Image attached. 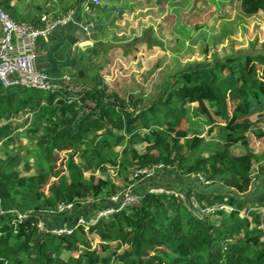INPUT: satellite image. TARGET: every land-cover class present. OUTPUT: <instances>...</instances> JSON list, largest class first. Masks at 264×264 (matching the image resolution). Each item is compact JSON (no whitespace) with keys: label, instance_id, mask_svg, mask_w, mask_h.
Masks as SVG:
<instances>
[{"label":"trees","instance_id":"16d2710c","mask_svg":"<svg viewBox=\"0 0 264 264\" xmlns=\"http://www.w3.org/2000/svg\"><path fill=\"white\" fill-rule=\"evenodd\" d=\"M10 1L0 3L7 15ZM238 1L244 15H264V0ZM138 42L149 49L161 46L150 29ZM134 45L119 47L127 54ZM92 48L99 60L84 59L71 75L86 87L80 105L66 103L60 92L0 85V122L7 121L0 124V264H264V191L245 196L256 178L248 134L264 142V50L179 68L144 102L138 95L118 100L98 86L96 72L107 64L112 46L95 41ZM84 100L95 105L88 114L82 112ZM18 112L31 114L27 133L40 134L33 149L20 146L12 153L10 117ZM205 127L217 138L201 136ZM60 152L68 153L65 174L54 166ZM157 164L178 176L200 175L220 185L221 191L210 195L181 192L193 193L201 206L231 209L198 218L175 195L145 192L139 206L87 228L78 225L69 234L35 226L37 213L60 203H73V215H82L81 208L97 211L124 185L140 179L132 176L134 170ZM108 167L121 186L108 176ZM17 214L27 217L19 220ZM61 221L75 223V218L65 215L51 226Z\"/></svg>","mask_w":264,"mask_h":264},{"label":"rangeland","instance_id":"374dc122","mask_svg":"<svg viewBox=\"0 0 264 264\" xmlns=\"http://www.w3.org/2000/svg\"><path fill=\"white\" fill-rule=\"evenodd\" d=\"M26 4V11L32 12L37 18L42 14L60 16L74 9L77 11L76 18L81 15L83 17L80 18L90 19L94 23L95 29L88 43L92 45L95 41H108L112 46L107 53V64L97 70L95 81L98 86L105 88L107 94L116 95L118 100L126 95H138L147 102L160 92L161 86L165 87L172 73L179 68L207 65L238 51L264 50V15H244L238 0H99L97 6H92L91 0H31ZM20 11L24 13L25 10ZM12 19L20 22L19 19ZM146 29L152 31V37L161 46L149 49L145 43L138 42ZM132 43H135L134 48L124 54L119 46ZM91 45L83 47V61H80L79 67L84 64V59H88L89 63L99 60L100 54L96 56ZM74 72L75 70L66 74L71 76ZM10 119L11 135L15 139L9 150L14 153L20 146L33 149L40 132L37 130L32 134L27 133L29 113L18 112ZM6 122L4 120L0 124ZM248 135L250 144L247 148L255 155L251 173L256 178L245 196L252 198L256 193L264 191V142L262 139H255L252 133ZM201 136L207 140L216 139L217 133L214 130L209 136L205 127ZM233 151L239 153L242 148L234 147ZM3 155L4 150L0 145V157ZM67 156V152L57 154L54 162L57 172L66 173ZM107 170L111 180L121 186L115 169L108 167ZM85 176L88 177L89 173ZM52 180L55 181L54 178ZM194 180L195 190L206 194L221 191L220 185L216 183L204 182L197 177ZM156 182L168 183L164 188L179 187L180 184L186 186L188 183L186 178H181L171 170L161 169L150 178L143 177L132 181L128 186L124 185L119 192ZM84 209H80L82 215L86 218L92 215L91 210ZM261 212L264 217V210ZM64 224L66 223L62 221L56 222V226ZM90 239L92 246L99 249L98 241L92 236Z\"/></svg>","mask_w":264,"mask_h":264},{"label":"built area","instance_id":"2783aa9c","mask_svg":"<svg viewBox=\"0 0 264 264\" xmlns=\"http://www.w3.org/2000/svg\"><path fill=\"white\" fill-rule=\"evenodd\" d=\"M98 4L99 0H91L92 6H97ZM76 12V10L71 9L60 16L42 14L35 22H17L7 15L0 5V85L8 89H27L34 92L48 93L60 92L63 94V99L66 103L80 105L83 93L86 90L84 85L74 82L73 78L66 73L54 78L37 67V42L42 38H47L58 28L75 25L86 38H91L95 29L94 23L90 19L80 18L83 17L81 15L76 18ZM88 17H90L89 14ZM84 103L86 106L82 112L88 114L95 105L87 100H84ZM261 128L264 129V120L261 123ZM161 169L163 170V166L157 164L150 168L134 170L132 176L134 178L140 177V179L143 177L150 178ZM197 177L203 181L200 175H197ZM146 192L175 195L198 218L213 214L219 210L229 211L231 209L226 204L218 203L201 206L193 193L187 197L184 192L159 186L150 187ZM142 197L143 194L134 192L130 187L111 196L109 204L103 205L102 208L93 212L88 218L81 214L73 215L75 211L73 203H60L54 209L37 213L35 215V226L40 232L53 235L69 234L78 225H83L87 228L102 217L110 216L123 209L139 206ZM65 215L74 217L75 223H67L66 221V224L62 226H51V221L54 222L55 219L61 220ZM17 217L21 220L26 218L27 215L17 214Z\"/></svg>","mask_w":264,"mask_h":264},{"label":"crops","instance_id":"0c3cea01","mask_svg":"<svg viewBox=\"0 0 264 264\" xmlns=\"http://www.w3.org/2000/svg\"><path fill=\"white\" fill-rule=\"evenodd\" d=\"M30 1L31 0H11L10 1L11 11L9 16L15 18L16 20L19 19L18 21L22 20V21L35 22L37 20V17H34L32 12L28 10L26 11L25 9V7H27L26 2H30ZM23 9L25 10L24 13L20 11ZM90 41L91 39L85 38L81 30L75 25H67L58 28L47 38H42L38 41V49H37L38 69L44 71L49 76L54 78L59 76L60 74L68 73V72H72L73 70H76L79 67L78 64L83 58L82 51L85 50V48L83 47H86V45H91L88 43ZM180 177L186 178V181H188L186 186L189 188H187L184 184L183 185L180 184L179 187H175V186H168V187L170 189L177 191H181V189H192L194 192H201L199 190H195L193 187V185L195 184L194 178L197 177V175L180 176ZM166 185H168V183L162 184L156 182L149 185L145 184L144 186L142 184L139 188L136 189L133 188L132 190L138 194H143L150 187L159 186L164 188V186L166 187ZM168 187L166 189H169ZM201 193H205V192H201Z\"/></svg>","mask_w":264,"mask_h":264}]
</instances>
